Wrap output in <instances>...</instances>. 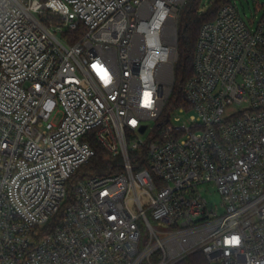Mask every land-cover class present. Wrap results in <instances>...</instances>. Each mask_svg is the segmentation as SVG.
Listing matches in <instances>:
<instances>
[{"label": "built area", "instance_id": "built-area-1", "mask_svg": "<svg viewBox=\"0 0 264 264\" xmlns=\"http://www.w3.org/2000/svg\"><path fill=\"white\" fill-rule=\"evenodd\" d=\"M185 2L0 0V264H264V4L201 25L161 124ZM93 141L119 169L77 176Z\"/></svg>", "mask_w": 264, "mask_h": 264}, {"label": "trees", "instance_id": "trees-1", "mask_svg": "<svg viewBox=\"0 0 264 264\" xmlns=\"http://www.w3.org/2000/svg\"><path fill=\"white\" fill-rule=\"evenodd\" d=\"M230 0H215L206 10L201 11V0H186L181 7L176 27V53L177 57L173 65V85L164 105L158 122H167L171 112L179 106L187 107V101L182 92L184 81L193 75V53L197 35L204 22L213 20L218 9ZM84 32L83 26L63 34L66 40L73 42ZM157 122V123H158ZM92 146L95 153L90 161L82 165L76 175L84 174H106L119 169L120 157H113L97 142ZM173 264H210L201 250H196Z\"/></svg>", "mask_w": 264, "mask_h": 264}, {"label": "rangeland", "instance_id": "rangeland-1", "mask_svg": "<svg viewBox=\"0 0 264 264\" xmlns=\"http://www.w3.org/2000/svg\"><path fill=\"white\" fill-rule=\"evenodd\" d=\"M214 1L215 0H201V11L206 10L207 7ZM230 2L235 6L236 10L248 24L249 21H257L262 11L260 6L264 4V0H230ZM192 113V111L177 113V116L179 117L178 122L189 123L190 115ZM149 123L151 124V122ZM199 188L203 190V195L206 196L209 204H217L220 206V195L213 183L201 184L199 185Z\"/></svg>", "mask_w": 264, "mask_h": 264}, {"label": "snow or ice", "instance_id": "snow-or-ice-1", "mask_svg": "<svg viewBox=\"0 0 264 264\" xmlns=\"http://www.w3.org/2000/svg\"><path fill=\"white\" fill-rule=\"evenodd\" d=\"M107 82H108V80L106 79L105 80V83H107ZM235 242H236V244L239 243V239L238 238H235ZM229 243L232 244L233 242L232 241H229Z\"/></svg>", "mask_w": 264, "mask_h": 264}, {"label": "clouds", "instance_id": "clouds-1", "mask_svg": "<svg viewBox=\"0 0 264 264\" xmlns=\"http://www.w3.org/2000/svg\"><path fill=\"white\" fill-rule=\"evenodd\" d=\"M235 238H237V237H233L232 240H231V241L233 242V243H232L233 245L236 244V242H235Z\"/></svg>", "mask_w": 264, "mask_h": 264}, {"label": "water", "instance_id": "water-1", "mask_svg": "<svg viewBox=\"0 0 264 264\" xmlns=\"http://www.w3.org/2000/svg\"><path fill=\"white\" fill-rule=\"evenodd\" d=\"M144 128H145V126L141 127V131H143V130H144Z\"/></svg>", "mask_w": 264, "mask_h": 264}]
</instances>
